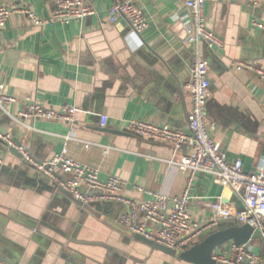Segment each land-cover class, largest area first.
Masks as SVG:
<instances>
[{
	"label": "crops",
	"instance_id": "0c3cea01",
	"mask_svg": "<svg viewBox=\"0 0 264 264\" xmlns=\"http://www.w3.org/2000/svg\"><path fill=\"white\" fill-rule=\"evenodd\" d=\"M0 2L28 7L37 17L52 9L49 0ZM112 2L89 0L95 13L67 24L33 26L19 14L7 19L0 29V82L16 96L8 111L15 114L36 100L56 110L73 107L75 113L71 122L24 119L33 130L0 113V132L19 140L36 159L62 152L96 168L102 180L121 177L127 198L178 196L186 175L156 159L170 158L171 148L126 131L125 124L139 118L186 126L194 45L186 43L191 29L185 0H140L148 26L139 35L123 18L108 22ZM204 16L224 42L221 50L201 45L210 82L206 114L215 125L210 133L228 159H241L246 172L258 171L264 165V82L251 71H235L232 63L264 67V30L253 24L264 23V5L206 0ZM52 184L0 142L2 264H190L137 241L120 222L128 205L84 207ZM211 201L240 207L230 188L195 174L187 203L194 222L216 224L206 206Z\"/></svg>",
	"mask_w": 264,
	"mask_h": 264
},
{
	"label": "built area",
	"instance_id": "2783aa9c",
	"mask_svg": "<svg viewBox=\"0 0 264 264\" xmlns=\"http://www.w3.org/2000/svg\"><path fill=\"white\" fill-rule=\"evenodd\" d=\"M206 0H185L188 11L187 23L191 32L186 43L194 45V59L190 65L186 89L189 92L190 107L186 117L185 128L160 125L139 118L128 120L126 131L141 138L152 139L171 148L168 159L164 161L186 175V185L178 196H167L155 193L146 200L127 198L123 193L124 181L119 176L107 179L98 177V170L55 152L49 158L36 159L22 144L14 143L7 133L0 132L2 141L8 151L15 149L23 162L38 174L48 178L57 188L66 191L73 200L88 205L91 202H117L129 206V211L120 216V222L128 231L141 235L165 247L180 252L190 246L198 236L214 226H202L192 220L188 211V193L195 174L209 176L213 182L230 188L239 201L240 207L222 201H211L207 207L214 218H231L238 224H248L258 229V245L234 244L227 242L211 253L215 261L227 264H264V165L258 171L246 172L239 158L228 159L220 143L214 139L211 130L215 125L206 114V102L209 93L208 65L202 55L201 45L223 49L222 38L206 23L204 4ZM252 6L264 5V0H245ZM52 9L47 16L37 17L25 6H8L0 2V29L4 28L7 19L14 14L27 18L33 26L61 23L67 24L75 19H83L95 13L89 0H49ZM140 0H113L108 8V22L113 23L123 18L130 31L139 35L148 26V21ZM253 24L264 30V23L253 21ZM235 71H251L264 82V67L252 61H235ZM16 101V96L6 90L0 82V113L13 122L24 124L33 130L36 118L71 122L75 108L52 109L36 100H30L22 111L11 114L8 106ZM107 122L105 115L100 116V124ZM148 158H152L146 156ZM154 158V157H153ZM138 191L144 190L142 186ZM140 216L143 220H140ZM150 224L151 227H148ZM0 264L1 260H0Z\"/></svg>",
	"mask_w": 264,
	"mask_h": 264
},
{
	"label": "water",
	"instance_id": "95a60500",
	"mask_svg": "<svg viewBox=\"0 0 264 264\" xmlns=\"http://www.w3.org/2000/svg\"><path fill=\"white\" fill-rule=\"evenodd\" d=\"M2 134L6 135L7 133L5 130H3ZM13 141L16 144H21L20 141L15 138H13ZM0 142L3 143L2 141ZM10 151L17 153L16 150L12 148L10 149ZM52 185L54 186L53 188H56L57 190L68 194L63 189L57 188L54 184ZM78 203L84 207L86 206L89 208H94L95 210L102 209L101 202H91L88 205H83L80 202ZM263 225H264V218H263ZM134 238L137 241L144 243L145 245H147L152 249L159 250L168 256L177 258L178 260L190 264H227L212 259L211 253L215 249L224 245L227 242H232L234 244L246 243V244L258 245L260 239V233L258 229H254L248 224H238L235 221H233L231 218H217L216 224L214 226L202 232L190 246H188L187 248H185L180 252H176L173 249L165 247L157 242L149 240L138 234H134ZM66 257L70 261L74 259L71 256L69 257L68 255H66Z\"/></svg>",
	"mask_w": 264,
	"mask_h": 264
}]
</instances>
